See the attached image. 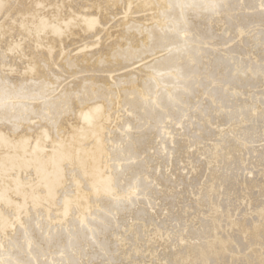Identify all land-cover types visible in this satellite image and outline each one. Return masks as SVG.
<instances>
[{
	"label": "bare ground",
	"instance_id": "6f19581e",
	"mask_svg": "<svg viewBox=\"0 0 264 264\" xmlns=\"http://www.w3.org/2000/svg\"><path fill=\"white\" fill-rule=\"evenodd\" d=\"M0 264H264V0H0Z\"/></svg>",
	"mask_w": 264,
	"mask_h": 264
}]
</instances>
